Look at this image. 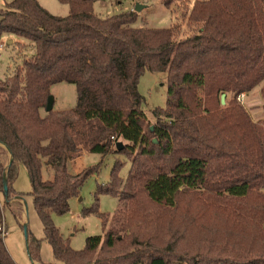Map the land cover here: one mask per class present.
<instances>
[{
	"label": "trees",
	"instance_id": "trees-1",
	"mask_svg": "<svg viewBox=\"0 0 264 264\" xmlns=\"http://www.w3.org/2000/svg\"><path fill=\"white\" fill-rule=\"evenodd\" d=\"M58 1L67 15L38 0L0 7V41L6 33L34 46L0 78V145L12 156L7 167L0 159V192L5 182L8 197L19 194L12 184L24 165L55 259L48 264H264V118L253 120L237 100L260 84L264 108V0H161L191 29L184 37L180 20L134 27V9L102 17L93 11L98 0ZM146 70L166 75L154 124L138 90ZM59 82L75 85V106L42 112ZM83 152L125 153L130 165L121 177L116 161L98 185L117 207L111 215L85 210L99 216L104 235L76 250L52 215L67 213L99 168L71 172ZM194 231L207 239L190 242ZM26 243L41 262V239L28 230ZM0 264H17L1 234Z\"/></svg>",
	"mask_w": 264,
	"mask_h": 264
},
{
	"label": "rangeland",
	"instance_id": "rangeland-1",
	"mask_svg": "<svg viewBox=\"0 0 264 264\" xmlns=\"http://www.w3.org/2000/svg\"><path fill=\"white\" fill-rule=\"evenodd\" d=\"M10 0H0V7H4ZM39 3L49 12L65 16L69 12L67 4L60 3L58 0H38ZM195 0H187V6H191ZM145 5L138 11V17L133 23L134 27L149 28H167L175 21L180 20L181 34L184 37L192 31L186 26L185 20H181L177 13L166 8L161 0H98L93 4V11L99 16L105 17L127 10L133 9L134 4ZM178 9L182 6L179 4ZM13 37L14 40H13ZM9 38L12 40L8 42ZM34 53L33 42L24 37L11 34H3L0 41V78L12 74L16 66L21 65L23 58L29 57ZM260 84L253 88L246 97L242 105L249 112L253 120L264 118V108L260 94ZM166 75L164 72H152L146 70L139 78L138 90L144 97L142 108L147 114L148 122L155 123V117L152 110L156 107H165L166 104ZM50 95L54 99L53 109L73 108L76 103L75 85L68 82L54 83L50 87ZM45 112V109L42 110ZM1 163L6 161V149H0ZM116 161L123 165L119 168V175L125 177L129 169V160L125 153H108L106 155L98 153L84 152L81 156L69 163L71 172H79L85 167L99 164L96 172L89 175L80 188L78 197H73L69 201V211L65 214H53L54 224L59 228L64 238L68 239L73 249H82L85 246V239L90 235H104L101 219L94 212L85 213V210L97 207L100 212L111 215L117 207V198L108 193H98V185L108 182L111 168ZM5 166V165H4ZM14 190L19 192L22 199L20 202L24 207L17 204L16 201L7 202L4 195L0 194V203L2 206L3 219L7 234L4 237V244L17 264H48L55 261L51 246L43 238L41 221L34 209L32 197L29 195L31 189L30 180L24 165L18 166L17 176L12 184ZM11 197V195H10ZM16 209L18 215H24V222L21 223L19 217L13 213ZM7 225V226H6ZM26 225L29 232L36 238L41 239L40 260L34 262L27 252V243L24 235L23 226ZM171 233L173 230L171 229ZM207 233L194 231L190 242L198 244L207 239ZM165 238V231L164 236Z\"/></svg>",
	"mask_w": 264,
	"mask_h": 264
},
{
	"label": "water",
	"instance_id": "water-1",
	"mask_svg": "<svg viewBox=\"0 0 264 264\" xmlns=\"http://www.w3.org/2000/svg\"><path fill=\"white\" fill-rule=\"evenodd\" d=\"M144 6H145V5H142V4H139V3H135L133 9H134L135 11L138 12V11H140ZM220 102H221L222 105L225 104V93H222V94H221V96H220ZM53 103H54V99H53V97H52L51 95H49V96L47 97V102H46V107H45V111H46V112H49V111H51V110L53 109ZM115 146H116V149L120 150V149L123 147V143H122L121 141H118V142L115 144ZM11 157H12V156H11ZM10 161H11V159H10ZM10 161H9V163H10ZM9 163H8V165H9ZM8 165H7V166H8ZM4 176H5V175H4ZM4 181H5V177H4ZM3 194H4L5 196H7V187H6V183H5V182H4V190H3ZM23 228H24L25 239L27 240V236H28V229H27V226L24 225Z\"/></svg>",
	"mask_w": 264,
	"mask_h": 264
},
{
	"label": "crops",
	"instance_id": "crops-1",
	"mask_svg": "<svg viewBox=\"0 0 264 264\" xmlns=\"http://www.w3.org/2000/svg\"><path fill=\"white\" fill-rule=\"evenodd\" d=\"M132 8V7H131ZM130 8V9H131ZM14 38L15 37H13V40H14ZM12 40L9 38V40H8V42H11ZM248 94V93H247ZM1 146V148L3 147L4 149H6V161H5V166L4 167H7V165H8V163H9V161H10V159H11V154H10V152H9V150L5 147V146H3L2 144L0 145ZM84 153V152H83ZM82 153V154H83ZM81 156V155H80ZM76 159V158H75ZM75 159H73V160H75ZM72 160V161H73ZM2 192H0V194H1ZM3 194V193H2ZM4 195V194H3ZM4 197H5V199H6V201L7 202H9V201H16L17 202V204H19V205H21V207L23 208V211H24V207H23V205H22V203L20 202L22 199L20 198V196L19 195H11V197L9 196H5L4 195ZM13 213H15V215L16 216H18L19 217V220H20V222L21 223H23L24 222V215L22 214L21 216H20V214L18 215V213H17V210L16 209H14L13 210ZM24 213H25V211H24ZM7 226V225H6ZM34 262H36V263H38L37 261H35L34 260Z\"/></svg>",
	"mask_w": 264,
	"mask_h": 264
},
{
	"label": "built area",
	"instance_id": "built-area-1",
	"mask_svg": "<svg viewBox=\"0 0 264 264\" xmlns=\"http://www.w3.org/2000/svg\"><path fill=\"white\" fill-rule=\"evenodd\" d=\"M246 93L242 92L240 94L237 95V100L242 104L244 103V98L246 97ZM0 234L2 237H5L7 234V230L5 228V224H4V220L2 221V223L0 224Z\"/></svg>",
	"mask_w": 264,
	"mask_h": 264
}]
</instances>
